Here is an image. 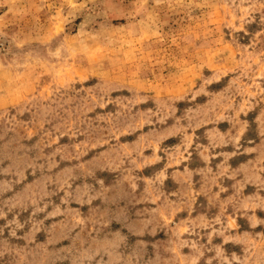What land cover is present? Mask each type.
<instances>
[{
	"label": "rangeland",
	"instance_id": "374dc122",
	"mask_svg": "<svg viewBox=\"0 0 264 264\" xmlns=\"http://www.w3.org/2000/svg\"><path fill=\"white\" fill-rule=\"evenodd\" d=\"M0 264H264V0H0Z\"/></svg>",
	"mask_w": 264,
	"mask_h": 264
}]
</instances>
